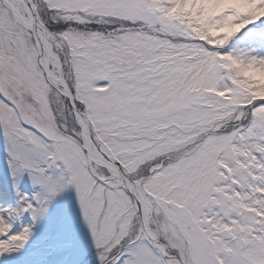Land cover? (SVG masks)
<instances>
[{
	"label": "snow or ice",
	"instance_id": "snow-or-ice-1",
	"mask_svg": "<svg viewBox=\"0 0 264 264\" xmlns=\"http://www.w3.org/2000/svg\"><path fill=\"white\" fill-rule=\"evenodd\" d=\"M0 264H264V0H0Z\"/></svg>",
	"mask_w": 264,
	"mask_h": 264
}]
</instances>
